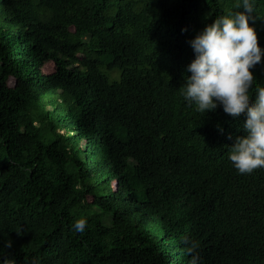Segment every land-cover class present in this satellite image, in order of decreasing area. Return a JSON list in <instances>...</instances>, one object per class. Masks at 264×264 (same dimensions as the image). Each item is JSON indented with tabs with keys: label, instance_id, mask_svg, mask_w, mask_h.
<instances>
[{
	"label": "trees",
	"instance_id": "16d2710c",
	"mask_svg": "<svg viewBox=\"0 0 264 264\" xmlns=\"http://www.w3.org/2000/svg\"><path fill=\"white\" fill-rule=\"evenodd\" d=\"M238 2L0 0V253L189 264V235L203 264H264V168L241 175L228 159L246 114L183 97L189 41ZM253 15L264 48V0ZM252 71L255 91L264 62Z\"/></svg>",
	"mask_w": 264,
	"mask_h": 264
},
{
	"label": "clouds",
	"instance_id": "9594fccd",
	"mask_svg": "<svg viewBox=\"0 0 264 264\" xmlns=\"http://www.w3.org/2000/svg\"><path fill=\"white\" fill-rule=\"evenodd\" d=\"M237 11L220 15L189 41L195 58L187 65L183 97L200 113L223 111L239 117L246 114L245 135L238 136L228 150V159L239 174H252L264 168V86H253V69L262 61L264 48L258 42V32L250 20L256 17V0H239ZM255 100L252 102V96ZM85 218L74 223L73 230L83 233ZM182 243L191 257L189 264H203L200 243L185 235ZM11 240L4 248H11ZM0 264H16V260L0 253Z\"/></svg>",
	"mask_w": 264,
	"mask_h": 264
},
{
	"label": "rangeland",
	"instance_id": "374dc122",
	"mask_svg": "<svg viewBox=\"0 0 264 264\" xmlns=\"http://www.w3.org/2000/svg\"><path fill=\"white\" fill-rule=\"evenodd\" d=\"M66 127H68V125ZM60 131L63 132L64 130L60 129ZM81 144L84 145L85 143L82 142ZM78 150L82 151L81 146L78 147ZM112 186H111L112 188L116 187V185H114V184H112ZM137 209H138V207H136V209L135 208L130 209V211L133 213V216L137 217V219L140 221L141 225L145 229L149 230L152 235H154L156 238H158V240L162 241L163 240L162 231H160L161 229H160L159 223L156 220V218L153 216H144V217L139 216L140 214L137 215Z\"/></svg>",
	"mask_w": 264,
	"mask_h": 264
}]
</instances>
